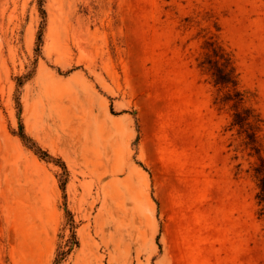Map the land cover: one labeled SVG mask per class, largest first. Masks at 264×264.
I'll return each instance as SVG.
<instances>
[{
	"label": "rangeland",
	"instance_id": "obj_1",
	"mask_svg": "<svg viewBox=\"0 0 264 264\" xmlns=\"http://www.w3.org/2000/svg\"><path fill=\"white\" fill-rule=\"evenodd\" d=\"M43 5L0 0V264H264L252 160L196 62L219 36L264 119V0Z\"/></svg>",
	"mask_w": 264,
	"mask_h": 264
},
{
	"label": "trees",
	"instance_id": "obj_2",
	"mask_svg": "<svg viewBox=\"0 0 264 264\" xmlns=\"http://www.w3.org/2000/svg\"><path fill=\"white\" fill-rule=\"evenodd\" d=\"M44 1L38 0L43 25L46 21V10L44 9ZM216 30L220 29L214 23ZM43 43V26L37 37V54H40ZM198 69L207 77H209L214 89L213 106L219 111L227 113L230 117L229 124L225 127V131L232 133L234 141L239 142L242 151L248 159V173L251 175L257 187V202L260 210L259 215L264 218V141L262 132L264 129V119L260 113L254 108V96L241 85L240 77L237 72L235 61L231 52L220 41L219 36L211 33V36L204 37L201 46V53L196 59ZM29 76L17 79V87L23 85V81ZM18 115L21 116V104L17 100ZM24 146L32 150L41 160L54 162L59 165L64 176L68 175L65 164L60 160L54 159L47 151H44L31 137H29L24 129L23 124L20 125V131L16 133ZM62 190H65L66 179L63 181L60 177ZM73 239L76 240L75 235ZM74 244H77L74 241ZM68 251H61L55 264H60L64 260Z\"/></svg>",
	"mask_w": 264,
	"mask_h": 264
}]
</instances>
